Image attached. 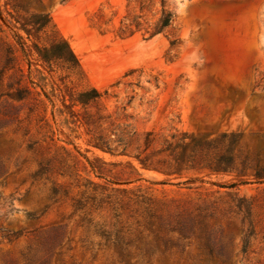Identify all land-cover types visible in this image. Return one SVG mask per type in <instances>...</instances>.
<instances>
[{"label":"rangeland","instance_id":"374dc122","mask_svg":"<svg viewBox=\"0 0 264 264\" xmlns=\"http://www.w3.org/2000/svg\"><path fill=\"white\" fill-rule=\"evenodd\" d=\"M0 13V264H264V0Z\"/></svg>","mask_w":264,"mask_h":264},{"label":"trees","instance_id":"16d2710c","mask_svg":"<svg viewBox=\"0 0 264 264\" xmlns=\"http://www.w3.org/2000/svg\"><path fill=\"white\" fill-rule=\"evenodd\" d=\"M45 21L41 25L37 31L39 32V35L42 39L43 44L38 45L39 51H41V56L45 58L46 60L50 59L51 56H62L66 55L69 59L74 61L75 67L77 70H79V64L77 62V59L73 53V51L69 48L66 41L62 38L60 33L58 32L57 28L55 27L54 23L50 20L49 17L44 18ZM0 21L7 26L13 38L15 39L16 43L21 48V51H24V45L21 42L20 38L16 34V31L13 27L9 25V23L1 16L0 13ZM169 21V18L166 17L163 19V24H167ZM28 36L30 35L29 32H26ZM37 46V45H36ZM93 94H97V91L95 89H91ZM159 183H167L166 181H159ZM242 183H247V181H243ZM221 187H234L236 186L235 182L229 183V184H219Z\"/></svg>","mask_w":264,"mask_h":264}]
</instances>
